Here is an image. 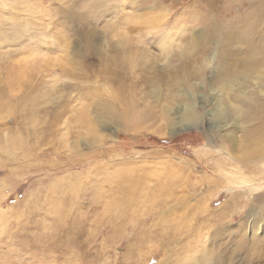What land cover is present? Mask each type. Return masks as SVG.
<instances>
[{
  "label": "rangeland",
  "instance_id": "374dc122",
  "mask_svg": "<svg viewBox=\"0 0 264 264\" xmlns=\"http://www.w3.org/2000/svg\"><path fill=\"white\" fill-rule=\"evenodd\" d=\"M263 54L264 0H0V264H264Z\"/></svg>",
  "mask_w": 264,
  "mask_h": 264
},
{
  "label": "bare ground",
  "instance_id": "6f19581e",
  "mask_svg": "<svg viewBox=\"0 0 264 264\" xmlns=\"http://www.w3.org/2000/svg\"><path fill=\"white\" fill-rule=\"evenodd\" d=\"M217 37H219L218 39V43H220L221 45L224 46L225 44V39L223 38V36L221 35H217ZM243 40L245 42H247V37L246 36H243L242 37ZM252 49V50H251ZM248 50L251 52V54L255 55V54H258V53H261V52H258L257 48H248ZM264 56V54H263ZM249 59V58H248ZM253 59V57H252ZM219 60V61H218ZM245 60L247 61V57H245ZM219 64V66L221 65V71L220 72H223V75L224 77L222 78L221 82H220V86L222 88H228L229 90H233V87L232 85L234 84L235 80L237 78V72L233 71V70H229V68H227L225 65H223V60L219 57V56H216L215 57V63ZM220 62V63H219ZM254 62V61H253ZM218 67V65H217ZM220 68V67H218ZM244 76H247V75H244ZM222 77V75H221ZM189 92V91H188ZM190 93V92H189ZM186 94V92H185ZM191 97V96H190ZM189 98V97H188ZM231 98L234 100V101H238L239 98L237 97V95L235 94H232L231 95ZM223 103L220 105V109L219 110H216L215 112V116L219 119H226L229 117V115L231 114V108H230V105H231V102L230 101H225V100H222ZM221 100H219V103L220 104L222 102ZM182 102V101H181ZM230 103V104H229ZM183 107L182 110V119L187 121V122H191V123H196L199 121L200 119V113L198 112V110L196 109V105H195V102L194 101H189V102H186L183 104ZM242 109L241 108H234L233 107V113L234 115L235 114H238L239 112H241ZM181 113V112H180ZM120 188V187H119ZM112 189V188H111ZM122 191V190H121ZM124 192V191H123ZM164 192V191H163ZM166 193V192H165ZM124 194V193H123ZM160 194V193H159ZM163 195V193L161 194V196ZM169 195V194H168ZM187 196V195H186ZM164 197V196H163ZM189 197V196H187ZM165 198V197H164ZM167 198V197H166ZM111 206V205H110ZM109 207V206H108ZM107 208V206H106ZM125 208V207H124ZM123 208V209H124ZM96 209V208H95ZM122 209V208H121ZM126 209V208H125ZM125 209L123 211H125ZM164 209V208H163ZM109 210V209H108ZM161 212H164L163 210H160ZM111 212V211H110ZM122 212V211H121ZM123 213V212H122ZM123 215V214H122ZM111 216V215H110ZM56 223V222H55ZM107 226V225H106ZM109 227V226H108ZM173 227V226H172ZM169 228V227H168ZM177 228V226H175V229ZM62 229V228H61ZM174 229V228H173ZM57 233V232H56ZM67 233V232H66ZM191 233V232H190ZM55 234V233H53ZM59 234V233H58ZM63 235V234H62ZM64 236V235H63ZM67 236V235H66ZM69 242V241H68ZM202 244V243H200ZM199 246V245H198ZM191 248V247H190ZM199 250H202L201 251V255L202 256H198V257H194V256H188L186 258V260L188 261L186 264H208L210 261H209V257L212 255V250H209L207 248H200ZM196 251V250H195ZM187 253V252H186ZM126 256V255H125ZM201 257H203V259H201ZM182 261V260H180ZM182 263V262H181Z\"/></svg>",
  "mask_w": 264,
  "mask_h": 264
}]
</instances>
